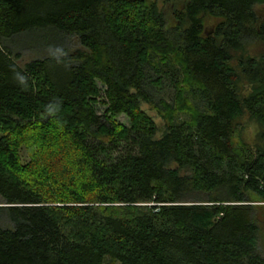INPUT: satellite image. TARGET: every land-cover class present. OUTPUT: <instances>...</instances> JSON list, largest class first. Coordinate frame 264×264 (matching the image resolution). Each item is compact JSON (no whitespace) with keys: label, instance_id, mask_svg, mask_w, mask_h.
Wrapping results in <instances>:
<instances>
[{"label":"trees","instance_id":"1","mask_svg":"<svg viewBox=\"0 0 264 264\" xmlns=\"http://www.w3.org/2000/svg\"><path fill=\"white\" fill-rule=\"evenodd\" d=\"M160 1L180 0H0V264H264V147L237 130L264 144V58L238 59L246 97L229 64L264 43V0H181L173 26ZM43 135L74 175L22 168Z\"/></svg>","mask_w":264,"mask_h":264},{"label":"rangeland","instance_id":"2","mask_svg":"<svg viewBox=\"0 0 264 264\" xmlns=\"http://www.w3.org/2000/svg\"><path fill=\"white\" fill-rule=\"evenodd\" d=\"M157 8L158 11L164 14V17L167 21V26H173L175 24V14H178L182 11V1H176L172 4H163V2L160 1ZM254 12L256 13L258 19L264 23V3L256 5L254 7ZM206 30L211 33L213 31V27L211 25H207ZM242 55L256 60L263 59L264 43L260 40H254L253 42L246 43L241 51L233 52L231 54V60L229 64L232 68H234L235 71H238V74L241 75L240 82L237 87L238 94L240 97H246L251 93L252 85L247 81L246 78L242 76L241 69L238 67V59ZM30 58L31 57L26 53L22 58V62L26 63L30 60ZM98 88L101 90V94L103 95L104 87L101 84H98ZM165 98L169 101L170 95L167 94ZM143 108L148 110V107L146 106H143ZM95 110L97 114H103L105 108L100 104H97L95 106ZM153 116L155 117V114ZM116 120H118V122L124 126H129L128 119L124 116H118ZM155 121L158 124H162V120L159 117H156ZM237 124L238 137L241 141L253 147H264V144L259 139L261 131L260 126L255 121L251 120L247 114L243 113L237 119ZM38 133L39 131L33 128V130L27 134H31L32 137ZM28 145L29 142H27L26 138H24V141H22V144L19 146L18 156L22 168H30L32 165H38V163H41L42 166L46 167V170L50 169V174L56 175L57 179H66L71 176L70 173L73 172V160L70 163V159H73L76 152L68 142L59 140L50 135H43L41 141H38L33 147L34 155H31V152L29 151L30 147H28ZM124 148L125 146L123 145L119 147V151L109 153L105 157L106 160L111 161L116 159L121 153H124ZM34 156L37 160L39 159V161L36 163H34ZM72 175L74 174L72 173ZM247 195L251 199V204L256 209V246L259 253L264 257V202L252 193H247ZM0 203V207H3L1 201Z\"/></svg>","mask_w":264,"mask_h":264},{"label":"clouds","instance_id":"3","mask_svg":"<svg viewBox=\"0 0 264 264\" xmlns=\"http://www.w3.org/2000/svg\"><path fill=\"white\" fill-rule=\"evenodd\" d=\"M56 52H59L60 54H61V56H63L65 53H63V51L61 50V49H59V48H57L56 50H55Z\"/></svg>","mask_w":264,"mask_h":264}]
</instances>
